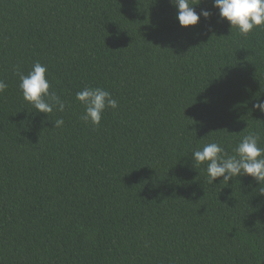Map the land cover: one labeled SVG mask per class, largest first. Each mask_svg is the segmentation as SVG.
I'll list each match as a JSON object with an SVG mask.
<instances>
[{"label":"trees","instance_id":"obj_1","mask_svg":"<svg viewBox=\"0 0 264 264\" xmlns=\"http://www.w3.org/2000/svg\"><path fill=\"white\" fill-rule=\"evenodd\" d=\"M194 7L212 15L181 27L170 0H0V264H264L261 186L192 158L264 147V26ZM37 61L63 112L24 100ZM85 87L117 100L99 126Z\"/></svg>","mask_w":264,"mask_h":264},{"label":"clouds","instance_id":"obj_2","mask_svg":"<svg viewBox=\"0 0 264 264\" xmlns=\"http://www.w3.org/2000/svg\"><path fill=\"white\" fill-rule=\"evenodd\" d=\"M177 9V20L181 27L195 26L201 16L209 18L212 13L201 9L198 13L192 0H170ZM213 7L218 9L220 20L230 24V30L236 29L240 35L246 36L254 28L264 26V0H213ZM47 66L39 61L34 62L31 70L25 75L18 72L20 77L19 89L24 100L30 103L33 109L40 113H52L54 109L63 112L65 102L54 91L50 92V83L46 78ZM7 85L0 80V92ZM76 100L84 107L81 120L92 126H99L102 114L106 108L118 107L117 100L111 93L101 87H85L76 93ZM253 108L264 113V100L257 99ZM64 121L62 118L54 121V127L60 128ZM260 137L255 132H248L233 148L229 155L225 149L216 142L208 143L202 149L192 153L195 167L206 163V178L209 184L218 177L224 181L238 176H250L261 186L260 194H264V147L259 146Z\"/></svg>","mask_w":264,"mask_h":264}]
</instances>
